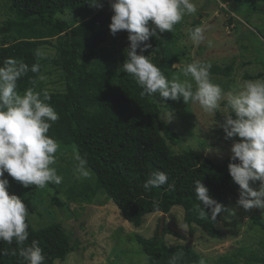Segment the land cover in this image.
I'll list each match as a JSON object with an SVG mask.
<instances>
[{
    "label": "trees",
    "instance_id": "1",
    "mask_svg": "<svg viewBox=\"0 0 264 264\" xmlns=\"http://www.w3.org/2000/svg\"><path fill=\"white\" fill-rule=\"evenodd\" d=\"M13 17L6 20L1 30L8 33L11 42L0 44V67L9 58L22 60L29 66L39 63L40 73L31 71L18 81L17 91L23 95L27 89L35 87L43 99L42 84L39 79L45 63L50 61L62 71L65 80L63 92H49L46 101L59 115L48 135L62 144L63 148L78 150L87 160V166L95 174L96 188L110 198L121 211L123 217L135 227H141L146 214L167 213L175 206L185 208L183 221L195 223L207 229L215 221L201 219L195 206L198 200L195 182L200 180L210 196L218 203L228 197L239 195L229 172L232 152L221 162L192 148L175 152L172 146L178 142V134L160 119L159 95H142L143 88L133 76L123 71L127 49L130 47L126 30L113 35L110 30L112 14L110 7L103 4L94 14L82 16L72 25L59 16L66 9L78 5L91 4L95 0H9ZM264 0H243L237 2L240 14L246 6ZM246 5V6H245ZM239 11V10H238ZM201 14L191 24L200 23ZM163 32L159 38L150 37L152 48L140 52L149 56L164 75L171 80V66L179 62L175 33ZM192 29V28H191ZM263 37L264 35L257 31ZM56 42L53 44L52 40ZM117 43V49L111 48ZM42 45H53L57 56L37 59L36 51ZM264 60V43L261 44ZM118 56H115V54ZM264 63V61H263ZM231 64L212 65L211 73L230 76ZM245 75L247 78H258ZM35 79L34 86L31 80ZM227 106V101L224 102ZM230 110L228 109V112ZM233 118L235 115L233 114ZM240 138L237 142H239ZM239 163L238 160L234 161ZM155 171L165 172L168 183L146 191L143 185ZM10 176L7 171L4 177ZM83 194L82 188L75 191ZM211 216V209H205ZM29 239L39 242L45 256V264L63 260L77 247L70 234L61 223L52 222L34 228L29 221ZM253 223L264 232V220L254 218ZM162 234L181 236L166 226ZM156 233L152 240L138 236L137 242L147 259V264H169L176 252H184L181 264H207V257L187 244L169 245ZM76 242V241H75ZM26 245V246H27ZM264 247V238L260 240ZM17 248V256L7 254ZM0 264H27L18 254V246L0 241ZM216 264H264V256L248 252L245 247L235 248L216 260Z\"/></svg>",
    "mask_w": 264,
    "mask_h": 264
},
{
    "label": "rangeland",
    "instance_id": "2",
    "mask_svg": "<svg viewBox=\"0 0 264 264\" xmlns=\"http://www.w3.org/2000/svg\"><path fill=\"white\" fill-rule=\"evenodd\" d=\"M242 1L192 0L197 6V14L185 15L177 24L175 41L179 62L171 66L172 78L180 75L182 81L190 79L185 78L181 70L194 61L222 67L231 64L233 70L230 76L211 73L212 82L221 86L225 95L215 114L205 112L197 103L185 104L182 97L178 101H160V119L166 122L169 112L174 117L171 122L166 123L178 134V142L172 146L175 152L190 147L221 162L231 153L233 143L239 139L238 136L226 138V133L220 126L225 122V114L228 112L224 102L227 101L228 94L244 82L264 80L261 50L264 41L257 33L260 31L264 35V1L249 7L245 5L240 14L237 2ZM114 2L115 0H95L91 4L66 9L59 16L76 25L82 16L94 14L100 8L97 4H107L113 16ZM199 14L200 23L191 27L193 21L199 18ZM12 17L10 1L0 0V44L12 41L10 35L1 30L6 20ZM149 23L150 27L155 28L152 22ZM198 26L205 29V39L196 46L190 38L189 30ZM156 31L159 36L162 34L159 29ZM209 41H212L211 47L208 46ZM55 42L53 39L52 43ZM109 46L117 49V43H111ZM39 50H42L47 58L57 56L53 45H42ZM258 73L261 74L258 78L245 79V75L254 77ZM40 76L46 77L40 80L43 91L65 90L61 69L50 61L45 63ZM60 146L57 153L58 163L53 166L57 168L58 175L63 177L60 185L50 184L45 189H39L35 186L24 187L11 176L4 178L9 181V194L20 197L27 206L30 213L27 220L34 228L57 222L70 234L77 248L69 252L63 260H55L53 264H147L136 238L140 236L154 239L157 229L159 232L162 212L146 214L141 227L133 226L123 217L112 200L96 188V178L92 171L90 179L76 178L74 152L63 148L65 146L62 144ZM232 184L240 195L239 185L234 180ZM251 186L258 190L260 182ZM70 187H75L76 192L78 188H82L84 193H73L69 191ZM239 195L220 202L228 211L222 212L207 229H202L195 223H184L185 208L173 206L169 212L164 213V226L180 233L181 236L161 232V238L163 237V241L169 245L191 246L207 257V264H216L217 258L239 247L264 256V247L260 245L264 232L253 223L254 218L264 220V210L254 208L245 211L237 205Z\"/></svg>",
    "mask_w": 264,
    "mask_h": 264
},
{
    "label": "clouds",
    "instance_id": "3",
    "mask_svg": "<svg viewBox=\"0 0 264 264\" xmlns=\"http://www.w3.org/2000/svg\"><path fill=\"white\" fill-rule=\"evenodd\" d=\"M96 6L102 7V4ZM110 30L113 35L126 30L129 33L130 47L123 71L133 76L141 88L142 95L154 96L159 93L165 100L178 101L181 97L185 104L197 103L205 112L215 114L225 99L224 91L212 82L210 63L194 61L182 68L183 81L180 75L169 80L161 69L143 54L152 48L148 43L150 37L159 32H173L185 15L195 16L197 6L192 0H115L112 3ZM155 28L150 27V23ZM205 29L195 27L189 30L192 42L199 46L205 39ZM212 46V41L208 42ZM37 59L45 58L42 50L36 51ZM40 73L39 63L31 69L22 60L9 58L0 67V241L18 246V254L27 264H45V256L39 242L29 239L27 218L30 213L16 195L7 191L9 181L4 179L7 173L24 187L35 186L45 189L50 184L58 186L63 177L58 175L57 153L60 144L48 133L52 125L59 120V115L47 103L51 96L48 91L41 93L35 87L29 88L21 95L17 91L18 81L28 72ZM40 80L46 79L44 76ZM194 81V83H193ZM35 86L37 81L31 80ZM225 122L220 125L226 138L238 136L231 148L233 162L229 163V172L240 187L237 205L245 211L254 208L264 210V80L246 81L227 96ZM233 114L235 118H233ZM171 112L166 122L173 120ZM76 166L74 174L77 179H90L91 170L78 150H74ZM238 160L239 163L234 161ZM168 175L162 171L152 172L143 185L146 191L159 188L168 183ZM260 182L254 189L251 185ZM198 200L202 203L195 206L201 219L213 221L225 211L224 205L210 196L209 189L200 181L195 182ZM205 209H211V216ZM27 245V246H26ZM7 254L17 256V248ZM185 253L176 252L169 264H181ZM149 259L146 257V260Z\"/></svg>",
    "mask_w": 264,
    "mask_h": 264
},
{
    "label": "water",
    "instance_id": "4",
    "mask_svg": "<svg viewBox=\"0 0 264 264\" xmlns=\"http://www.w3.org/2000/svg\"><path fill=\"white\" fill-rule=\"evenodd\" d=\"M164 213H162L161 221H160V226H159V233H161L162 228L164 226Z\"/></svg>",
    "mask_w": 264,
    "mask_h": 264
}]
</instances>
